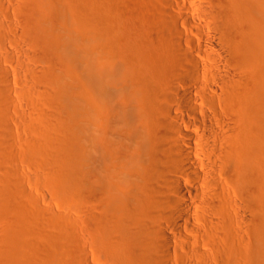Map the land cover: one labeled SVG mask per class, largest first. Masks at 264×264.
Here are the masks:
<instances>
[{
	"label": "bare ground",
	"instance_id": "obj_1",
	"mask_svg": "<svg viewBox=\"0 0 264 264\" xmlns=\"http://www.w3.org/2000/svg\"><path fill=\"white\" fill-rule=\"evenodd\" d=\"M12 1L0 0V264L86 260L82 243L44 234L28 161L66 202L87 199L84 226L118 264L173 252L264 264V0ZM15 29L29 89L6 66Z\"/></svg>",
	"mask_w": 264,
	"mask_h": 264
},
{
	"label": "rangeland",
	"instance_id": "obj_2",
	"mask_svg": "<svg viewBox=\"0 0 264 264\" xmlns=\"http://www.w3.org/2000/svg\"><path fill=\"white\" fill-rule=\"evenodd\" d=\"M12 1V0H11ZM74 1V0H73ZM133 1V0H132ZM136 0H134V2H135ZM25 3V4H31V3H33L32 2V0H13L8 6H11L12 5V7H13V5L15 6L17 3ZM7 6V7H8ZM6 7V8H7ZM11 7V8H12ZM11 8L10 9H5L7 12L6 13H9L10 14V17H9V14L7 15L8 16V20L10 21V22H12V23H14L13 21H16L15 22V24L16 23H19L18 22V18H15L14 17V15L12 14V13H15L14 11H16V10H14V8H13V12L11 11ZM8 10H9V12H8ZM13 15V16H12ZM17 15V14H16ZM10 18H11V20H10ZM13 20V21H12ZM14 24V26L15 27H17L18 28V24L17 25H15ZM124 30L126 31V32H128V33H132V29H131V27L130 26H128V25H125L124 26ZM20 35V33H19V31L16 33V29H15V31H14V34H13V36L15 37V35ZM12 36V37H13ZM17 38H19V39H21V41L18 39L17 41H16V44H14V45H12V43H10V42H8V44H7V50L12 54V56H10L11 57V59H10V61L9 62H7L6 63V66L8 67V69H9V71H10V74H11V80H10V83H11V85H12V87L14 88V89H16V90H18V89H20V87L21 86H23V84H25L24 82L26 81V84L25 85H27L26 86V88L27 89H29L28 88V86H31V84H30V82H29V84H28V82H27V80H25V68L26 67H28V66H30V65H32L33 64V62L31 61V59L29 58V56L27 55L28 54V51L30 52L31 50H30V46H28V44H27V42H25V43H23V41H25V40H23V38H21V36H16ZM14 38V39H17V38ZM23 40V41H22ZM22 42V43H21ZM18 43V44H17ZM19 43L22 45V48H17V46L19 45ZM9 44H11V45H9ZM16 45V47H14ZM21 45H19L18 47H21ZM5 52L3 51V54H4ZM49 60V59H48ZM43 61V64L42 65H44V67H45V70L48 72V73H50V72H53L54 70H55V64H53L52 62H48L46 59L45 60H42ZM29 80V79H28ZM30 90H31V88H30ZM34 99H35V97H34ZM30 102V103H29ZM28 103H27V101H25V103L24 104H22V105H24V107H25V109L27 110V111H29L28 113V117H32V116H34L35 114V112H34V107L32 108V106H31V101H29ZM29 105V106H28ZM34 106V105H33ZM29 109V110H28ZM34 112V113H33ZM34 114V115H33ZM12 130H14L13 131V134H14V136H18V134L20 133L19 132V130L17 129V127H16V125H14V124H12ZM31 132L32 131H29L28 129L27 130H25L24 131V136H25V138H26V141H27V139H28V141L30 142V141H32V140H41V138H40V136H38V134L37 133H34V131L32 132V133H34V134H31ZM36 136V137H35ZM35 137V138H34ZM18 142V141H17ZM17 147V146H16ZM16 149H18V148H16ZM13 150H14V148H13ZM29 162V161H28ZM26 163L25 165H24V175H26V179L27 180H25V184H26V186H25V188H26V192L28 193V195H27V197L29 196V201L31 200V201H33V203L35 204H37L36 206H41V207H43L42 208V210L45 208V209H48V212L46 211V213H49L50 215L47 217V218H49V219H51V226H50V223H49V226H47V227H45V229L46 230H49V232L48 231H45V229L43 230V233H44V231L45 232H47V233H44V234H46V235H53V234H56L57 236H60V239H57L58 240V242L59 241H62V243H63V240L65 241H67V240H72V241H76L78 244H80V243H82L81 245H80V248L79 249H82V251L80 250L79 252H80V254L81 255H83L84 253H86V254H84L85 255V257H84V255H83V257L86 259V260H84L83 262H81V263H79V264H84V263H86V261H87V263L86 264H118L116 261L114 262V259H112L111 257H110V255H108V253L107 252H105V249H101V248H96L95 246H94V244H95V241H94V237H93V235H92V233H91V231H89V228L88 227H86L87 226V220H86V217H85V219L83 218V215L82 214H85V213H83V211L86 209V207H87V202L84 204L83 203V201H86L87 199H85V197L82 199V201H80V200H78V201H75L74 202V204L73 205H76L75 207H72V204L68 201V202H66V200H67V198L66 199H63L62 198V196H60L58 193H57V191L56 190H54V186L53 185H49L48 184V182H43V180H41L42 179V175H40L41 173H42V171L40 172V170H43L42 169V167L40 168L39 166H36V165H34V166H36V167H34V166H31V164H30V162L29 163ZM33 165V164H32ZM38 167H39V169H38ZM38 170H37V169ZM40 172V173H39ZM40 176V177H39ZM25 177V176H24ZM39 178V179H38ZM25 179V178H24ZM43 183V184H42ZM54 187V188H53ZM56 191V192H55ZM55 192V193H54ZM61 197V199H59ZM28 199V198H27ZM65 200V201H64ZM30 201V202H31ZM80 202V203H79ZM32 203V204H33ZM65 203H67V204H65ZM32 204H28V206L29 205H31V206H29V207H36V206H34V204H33V206H32ZM70 206H69V205ZM83 204V205H82ZM71 207V208H70ZM83 207V208H82ZM74 208H76V209H74ZM32 211H31V210ZM29 210L31 211V212H34L33 210V208H30ZM39 210L41 209L40 207L38 208ZM36 210H37V208H36ZM36 210H35V212L34 213H36ZM39 210L37 211V213L39 214L38 216L39 217H42V215L40 216V214H42L41 213V211L39 212ZM53 210V211H52ZM71 210L72 211H79L81 214H79V213H76L75 214V212H73V213H71ZM51 212V213H50ZM53 212V213H52ZM36 213V214H37ZM43 213H45V211L43 212ZM52 214V215H51ZM61 214V215H60ZM80 215V216H78V215ZM45 215V214H44ZM47 215V214H46ZM58 215V216H57ZM64 215V216H63ZM85 216V215H84ZM46 217V216H45ZM54 217V218H53ZM63 218V217H68L69 218V220L70 221H64V220H62L61 218ZM78 219H77V218ZM61 219V224L63 225H61L60 226V220L59 219ZM64 218V219H65ZM68 218H67V220H68ZM76 218V219H75ZM79 219H80V221H79ZM55 220V221H54ZM82 220V221H81ZM58 221V222H57ZM65 222V224L66 225H64V222ZM63 222V223H62ZM76 223V224H75ZM78 223V224H77ZM84 223L86 224V226H84ZM69 225H70V227H69ZM74 225V226H73ZM83 226H84V228H83ZM48 227H50L49 229H48ZM62 229H61V228ZM64 227V228H63ZM73 227H74V229H73ZM52 228V229H51ZM53 228H55V229H53ZM59 228V229H58ZM67 228V229H66ZM69 228V229H68ZM83 228V229H82ZM86 228V229H85ZM63 229H65V230H63ZM82 229V230H81ZM62 230V231H61ZM72 230V231H71ZM75 230V231H74ZM81 230V231H80ZM60 231V232H59ZM66 231H68V232H66ZM52 232V233H51ZM65 232V233H64ZM62 233V234H61ZM65 235H64V234ZM71 233V235H69ZM43 234V235H44ZM60 234V235H59ZM69 236H68V235ZM76 234V235H75ZM91 234V235H90ZM55 235V236H56ZM75 235V236H74ZM54 236V235H53ZM62 237V238H61ZM68 237V238H67ZM75 237V238H74ZM55 238V237H54ZM70 238V239H69ZM71 238H73V239H71ZM53 239V238H52ZM56 239V238H55ZM62 239V240H61ZM81 239V240H80ZM82 239H83V241H82ZM57 240H54V241H57ZM80 241V242H79ZM52 243H53V241H52ZM51 243V244H52ZM61 243V244H62ZM73 243V242H72ZM77 243H74V245H77L78 246V244ZM50 244V243H49ZM54 244V243H53ZM57 244V243H56ZM48 245V244H47ZM55 245V244H54ZM54 245H50L51 246V248H52V246H54ZM57 246H58V244H57ZM59 246L61 247V246H63V245H60L59 244ZM59 246H58V248H59ZM77 246H75V247H77ZM81 246H82V248H81ZM45 247H47L46 249L48 250L47 251V253H49V255H47V253H46V251H44V249L42 250L43 252L42 253H44L43 255L45 256V255H47L48 256V258H53L54 257V255H53V257H49L50 256V254L52 253V252H54L53 250H49L48 248V246H45ZM44 247V248H45ZM79 247V246H78ZM77 247V248H78ZM57 248V247H56ZM56 248H52V249H56ZM57 248V249H58ZM60 249V248H59ZM100 249V250H99ZM61 250V249H60ZM59 251V250H58ZM57 251V252H58ZM102 251V252H101ZM63 252V254L61 255V254H57L56 256V259L54 260V258L52 259V260H54V264H57V262H59L60 260H61V258H63V256H64V251H61V253ZM103 252H105V254L103 253ZM46 253V254H45ZM54 253H56V251L54 252ZM104 254V255H103ZM105 255H107V257L105 256ZM60 259L59 261H57V259ZM111 259V260H109V259ZM49 260H51V259H49ZM64 260V259H63ZM62 261V260H61ZM51 262V261H50ZM171 262V263H170ZM170 262H169V258H168V262H166L167 264H188L187 262H183L182 260H180V257L178 256V253H171V255H170ZM61 262H59V264H60ZM62 263H63V261H62ZM165 263V264H166ZM213 262L211 261V264H212ZM52 264V263H51ZM215 264V263H214Z\"/></svg>",
	"mask_w": 264,
	"mask_h": 264
}]
</instances>
